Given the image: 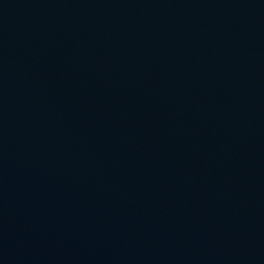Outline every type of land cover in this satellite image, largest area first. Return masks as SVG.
Returning a JSON list of instances; mask_svg holds the SVG:
<instances>
[{
	"label": "water",
	"instance_id": "obj_1",
	"mask_svg": "<svg viewBox=\"0 0 264 264\" xmlns=\"http://www.w3.org/2000/svg\"><path fill=\"white\" fill-rule=\"evenodd\" d=\"M0 264H264V0H0Z\"/></svg>",
	"mask_w": 264,
	"mask_h": 264
}]
</instances>
